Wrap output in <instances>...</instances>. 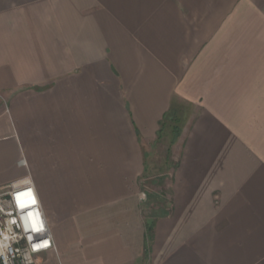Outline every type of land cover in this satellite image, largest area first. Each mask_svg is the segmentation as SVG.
<instances>
[{
  "label": "crops",
  "instance_id": "1",
  "mask_svg": "<svg viewBox=\"0 0 264 264\" xmlns=\"http://www.w3.org/2000/svg\"><path fill=\"white\" fill-rule=\"evenodd\" d=\"M24 181L37 264H264V0H0V190Z\"/></svg>",
  "mask_w": 264,
  "mask_h": 264
},
{
  "label": "built area",
  "instance_id": "2",
  "mask_svg": "<svg viewBox=\"0 0 264 264\" xmlns=\"http://www.w3.org/2000/svg\"><path fill=\"white\" fill-rule=\"evenodd\" d=\"M53 249L37 194L28 181L0 190V264H37Z\"/></svg>",
  "mask_w": 264,
  "mask_h": 264
},
{
  "label": "rangeland",
  "instance_id": "3",
  "mask_svg": "<svg viewBox=\"0 0 264 264\" xmlns=\"http://www.w3.org/2000/svg\"><path fill=\"white\" fill-rule=\"evenodd\" d=\"M170 132L169 130L166 131L163 135V142L161 145H159L158 147H155L154 150H152V152L149 154V158H148V163L149 166L153 167L152 169V174L157 172L156 167H161V165H164V157H165V150L168 144V140L170 139ZM173 166V162H168L166 167H162L160 169L167 171L169 168H171Z\"/></svg>",
  "mask_w": 264,
  "mask_h": 264
}]
</instances>
